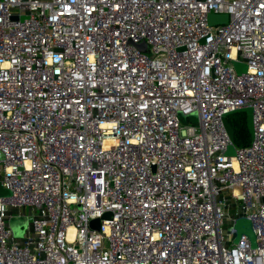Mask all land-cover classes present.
Listing matches in <instances>:
<instances>
[{
  "label": "built area",
  "instance_id": "built-area-1",
  "mask_svg": "<svg viewBox=\"0 0 264 264\" xmlns=\"http://www.w3.org/2000/svg\"><path fill=\"white\" fill-rule=\"evenodd\" d=\"M0 181V264H264V0H0Z\"/></svg>",
  "mask_w": 264,
  "mask_h": 264
},
{
  "label": "water",
  "instance_id": "water-1",
  "mask_svg": "<svg viewBox=\"0 0 264 264\" xmlns=\"http://www.w3.org/2000/svg\"><path fill=\"white\" fill-rule=\"evenodd\" d=\"M23 17L24 16H22V18ZM209 19L212 24L219 23V22H226L228 20V14L227 13H211L209 16ZM139 47L144 48L145 45L143 43H139ZM232 62L239 73L247 71L248 69L247 64L242 63L235 59H233ZM236 111H244L247 113V122H248L251 135L253 137L254 135L253 108L251 106H244V107L236 108L225 114L224 121H225V124L232 138L234 137V127L231 124L228 117L231 113L236 112ZM181 117L183 118L184 121H186L187 119L186 115L181 114ZM189 118L193 122L198 121V115L196 112L191 113L189 115ZM235 153H236V144L232 143L228 146L227 154L234 155ZM11 193H12L11 190L8 188H5L2 182L0 181V197L9 196L11 195ZM27 222H28V217L25 215L13 216L11 218V226L16 236H22L24 234ZM234 227L236 228V231H237L236 238H235L236 241H238L243 234H247L252 241V245L256 246L257 244L256 235L253 229L252 222L247 216H243V215L238 216L234 221Z\"/></svg>",
  "mask_w": 264,
  "mask_h": 264
},
{
  "label": "trees",
  "instance_id": "trees-1",
  "mask_svg": "<svg viewBox=\"0 0 264 264\" xmlns=\"http://www.w3.org/2000/svg\"><path fill=\"white\" fill-rule=\"evenodd\" d=\"M228 118L234 127V143L239 147L251 143L252 135L247 122V113L236 111L231 113Z\"/></svg>",
  "mask_w": 264,
  "mask_h": 264
},
{
  "label": "rangeland",
  "instance_id": "rangeland-1",
  "mask_svg": "<svg viewBox=\"0 0 264 264\" xmlns=\"http://www.w3.org/2000/svg\"><path fill=\"white\" fill-rule=\"evenodd\" d=\"M19 211H22V212L25 213V214H21V215H25V216H27L31 210H30V207H29V206H24V207H20V208L12 209V213H14L15 216H20V215H19ZM27 217H28V216H27ZM28 225H29V223L27 222V225H26L25 229L28 227ZM24 232H25V231H24Z\"/></svg>",
  "mask_w": 264,
  "mask_h": 264
}]
</instances>
